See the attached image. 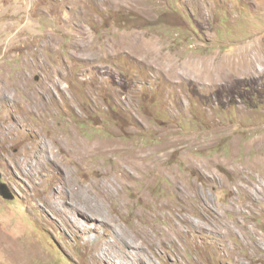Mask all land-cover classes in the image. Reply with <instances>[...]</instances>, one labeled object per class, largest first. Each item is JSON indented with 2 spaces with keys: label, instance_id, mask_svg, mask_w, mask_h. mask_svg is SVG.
<instances>
[{
  "label": "rangeland",
  "instance_id": "rangeland-1",
  "mask_svg": "<svg viewBox=\"0 0 264 264\" xmlns=\"http://www.w3.org/2000/svg\"><path fill=\"white\" fill-rule=\"evenodd\" d=\"M0 169V264H264V0H0Z\"/></svg>",
  "mask_w": 264,
  "mask_h": 264
},
{
  "label": "bare ground",
  "instance_id": "bare-ground-1",
  "mask_svg": "<svg viewBox=\"0 0 264 264\" xmlns=\"http://www.w3.org/2000/svg\"><path fill=\"white\" fill-rule=\"evenodd\" d=\"M3 88L5 89L6 88V85H4ZM46 205H47L48 208H50V209H52L54 211L62 210V207L60 206V204L57 203V202H55V201H53L49 197L46 198ZM16 240H17L16 236L15 237L13 236L11 238L10 235H8L3 229L0 230V244L6 245V247L10 250L9 251L10 252L9 254L11 255L12 258H18V257L23 256V250L24 249L22 248V246H17L16 245V242H17ZM36 249H37L36 244H31L29 247H25V251L28 254H31L33 252H36ZM24 263H25V261H24Z\"/></svg>",
  "mask_w": 264,
  "mask_h": 264
},
{
  "label": "water",
  "instance_id": "water-1",
  "mask_svg": "<svg viewBox=\"0 0 264 264\" xmlns=\"http://www.w3.org/2000/svg\"><path fill=\"white\" fill-rule=\"evenodd\" d=\"M2 171L0 169V180L2 179ZM0 194L5 198V199H13L15 197V194L12 192L10 187L8 186L7 183L4 181H0Z\"/></svg>",
  "mask_w": 264,
  "mask_h": 264
}]
</instances>
